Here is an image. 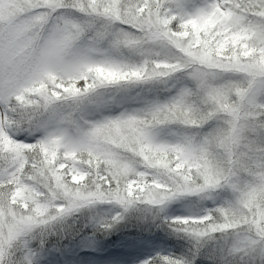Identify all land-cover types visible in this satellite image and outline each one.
I'll use <instances>...</instances> for the list:
<instances>
[{
  "label": "snow or ice",
  "instance_id": "snow-or-ice-1",
  "mask_svg": "<svg viewBox=\"0 0 264 264\" xmlns=\"http://www.w3.org/2000/svg\"><path fill=\"white\" fill-rule=\"evenodd\" d=\"M0 264H264V0H0Z\"/></svg>",
  "mask_w": 264,
  "mask_h": 264
}]
</instances>
